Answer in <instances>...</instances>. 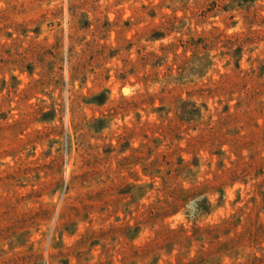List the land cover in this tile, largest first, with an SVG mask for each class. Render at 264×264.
<instances>
[{
	"label": "rangeland",
	"instance_id": "obj_1",
	"mask_svg": "<svg viewBox=\"0 0 264 264\" xmlns=\"http://www.w3.org/2000/svg\"><path fill=\"white\" fill-rule=\"evenodd\" d=\"M0 264H264V0H0Z\"/></svg>",
	"mask_w": 264,
	"mask_h": 264
}]
</instances>
